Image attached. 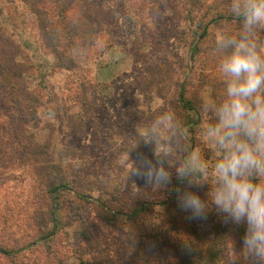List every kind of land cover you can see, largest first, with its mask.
I'll return each mask as SVG.
<instances>
[{
    "label": "rangeland",
    "instance_id": "obj_1",
    "mask_svg": "<svg viewBox=\"0 0 264 264\" xmlns=\"http://www.w3.org/2000/svg\"><path fill=\"white\" fill-rule=\"evenodd\" d=\"M231 5L0 0L24 74L20 90L11 76L0 88V245L32 243L8 264H264L241 247L245 225L225 223L208 195L219 153L204 130L226 88L217 41L243 30ZM251 38L264 55V26ZM193 152L208 169L206 180L191 177L208 202L204 219L177 204L186 185L175 170ZM142 158H159L171 184L137 178ZM59 169L70 188L59 193L57 235L42 240L53 228L45 178Z\"/></svg>",
    "mask_w": 264,
    "mask_h": 264
},
{
    "label": "clouds",
    "instance_id": "obj_2",
    "mask_svg": "<svg viewBox=\"0 0 264 264\" xmlns=\"http://www.w3.org/2000/svg\"><path fill=\"white\" fill-rule=\"evenodd\" d=\"M231 7L243 18V30L239 39L221 34L217 41V48L225 53L219 70L226 88L224 100L210 106L215 121L204 130L219 153L208 195L225 223L245 225L241 247L264 258V55L251 38L257 26H264V0H232ZM195 173L204 180L208 177L198 152L175 170L176 179L186 185L175 189L177 204L189 218L204 219L208 202L191 190L202 186L191 179ZM133 174L146 184L172 182V173L159 158H142Z\"/></svg>",
    "mask_w": 264,
    "mask_h": 264
},
{
    "label": "trees",
    "instance_id": "obj_3",
    "mask_svg": "<svg viewBox=\"0 0 264 264\" xmlns=\"http://www.w3.org/2000/svg\"><path fill=\"white\" fill-rule=\"evenodd\" d=\"M239 21H243V18L240 17L238 18ZM207 32H204L205 35ZM193 53L195 54L198 49L196 47L192 48ZM20 54L19 50V45L14 43L11 39L10 36H8L5 31L0 27V88L5 89L7 88V83H8V76H11L13 81H11V87L13 86L12 89L14 90H20V86L17 89V85H22L20 84L21 81H23L24 74L22 73L21 69L22 66L18 62V55ZM184 98V90L180 94V99ZM16 103L18 101L16 100ZM186 106L189 110H194V108L191 106V103L186 102ZM12 113V112H11ZM16 117H18V114H14ZM20 115V114H19ZM21 117V116H20ZM3 115L0 114V134H1V129H3V124L2 120ZM21 120L23 122H27L28 120L24 117H21ZM7 128V127H6ZM12 127H10V130ZM52 170H57L58 165H49ZM60 175V177L58 176ZM45 196L49 199V207L46 210L49 220L44 222L45 225H50L53 224V228L51 231L41 235L42 240H47V238H53L57 235L58 233V228L60 224V220L58 218V209H59V193L61 191L69 190V185L68 183L63 180L61 174H60V169L56 175H53L49 173L47 177L45 178ZM141 209L135 210L131 214H127L126 216L129 217H135L140 213ZM49 223V224H48ZM47 226V227H48ZM241 234H244L243 230H240ZM32 246V243L28 245H23L21 248H15V249H8L4 248V246L0 245V264H8L10 263V259L14 257H17L15 260H20L22 255L20 254L19 256L18 253L23 252L25 250H28L29 247ZM25 258V257H23ZM23 262L24 260L21 259ZM19 264H24L20 263Z\"/></svg>",
    "mask_w": 264,
    "mask_h": 264
}]
</instances>
